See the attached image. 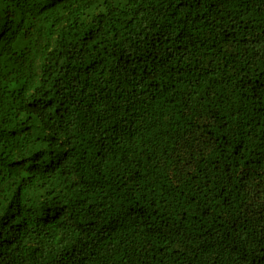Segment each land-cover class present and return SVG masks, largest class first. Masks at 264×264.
Here are the masks:
<instances>
[{
  "label": "trees",
  "instance_id": "16d2710c",
  "mask_svg": "<svg viewBox=\"0 0 264 264\" xmlns=\"http://www.w3.org/2000/svg\"><path fill=\"white\" fill-rule=\"evenodd\" d=\"M0 264H264V0H0Z\"/></svg>",
  "mask_w": 264,
  "mask_h": 264
}]
</instances>
